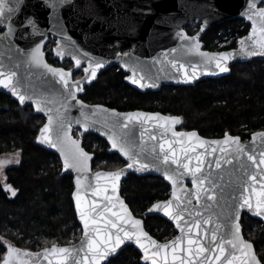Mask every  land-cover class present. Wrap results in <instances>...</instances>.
Here are the masks:
<instances>
[{
  "label": "snow or ice",
  "instance_id": "1",
  "mask_svg": "<svg viewBox=\"0 0 264 264\" xmlns=\"http://www.w3.org/2000/svg\"><path fill=\"white\" fill-rule=\"evenodd\" d=\"M259 3H264V0H251L248 6L246 15L252 21V30L250 36L241 38L238 50L204 52L201 51L198 36L188 37L182 32L178 35L185 43L180 51L185 55L195 54L200 61L189 66L173 58L167 61L168 65L177 73L182 72L180 78L189 82L203 73L211 72L213 68L228 72V62L237 55H264V7H259ZM18 8L19 2L13 7L9 0H0V24H6L8 29L0 39L14 37L17 29L12 14ZM26 23L31 25L33 33L39 32L34 19L28 18ZM77 51L71 37L57 44L56 48L58 56L66 53L72 55L79 67L82 61L75 54ZM171 51L175 53L178 49ZM84 55L87 56L86 53ZM23 56L25 59L22 62L29 69H40L42 76L48 73L58 79L63 86L62 91L52 95L35 91L31 86L25 87L17 70L18 65L8 67L3 63H0V85L11 89L21 104L26 100L34 101L37 111L48 113V122L40 129L37 139L58 148L63 156L64 168L77 173L74 199L79 220L83 224V239L78 246L53 244L42 252L23 250L8 243L2 264H111V258L118 255L122 246L129 241L143 250V259L151 264H264V249H261L260 255L257 254L254 243L244 238L239 222L245 209L264 218V151L255 154L241 142L240 136L226 134L222 140L208 141L196 131L177 132L175 126L181 123L180 117L143 112L122 114L102 105H85L77 97V93L83 91L84 80L71 81V70L49 65L42 43L30 51H23ZM87 65L84 69L87 74L85 79L91 80L104 62L88 59ZM125 67L130 65L125 64ZM131 71L132 76L128 79L145 87L144 73H138L134 67ZM152 86L156 85L153 83ZM73 101L80 105L83 117L75 123L82 124L85 131L100 125L110 141L111 149L127 158L128 162L123 168L98 170L93 177L88 175L92 172L93 153L85 151L81 140L71 135L73 121L68 117V111L74 106ZM52 105L58 106L54 108ZM137 123L142 129L139 139L133 134V127ZM149 124L150 128L145 127ZM155 129L159 130V135L149 134ZM252 139H259L264 144V132L253 134ZM200 149L203 151H198ZM217 152L220 156L215 159L216 169H222V162L232 165L234 160L240 161L241 174L234 179L230 176L227 183L222 175H213L211 164L207 165L209 171L205 173L206 157L215 156ZM19 156L20 153L16 152L12 158L0 159V172L10 164H18ZM248 161L251 162L250 166ZM249 167L254 170L249 171ZM133 169L139 172L155 169L171 181L172 199L154 204L149 211L159 210L171 217L180 229V236L160 243L144 229L143 220L133 215L120 195L121 178ZM186 176L192 177L194 191L184 186ZM5 188L13 196L16 195L12 185L5 184ZM226 188H231L235 194L226 198ZM193 200L202 211L193 207ZM221 200L224 202L220 203ZM213 224L215 226L210 229L208 226Z\"/></svg>",
  "mask_w": 264,
  "mask_h": 264
},
{
  "label": "trees",
  "instance_id": "2",
  "mask_svg": "<svg viewBox=\"0 0 264 264\" xmlns=\"http://www.w3.org/2000/svg\"><path fill=\"white\" fill-rule=\"evenodd\" d=\"M250 28L244 19H226L208 28L202 39L207 49H230ZM186 29L191 32L193 28L189 24ZM125 75L115 67L103 71L86 87L82 98L119 110L179 115L182 129H197L207 137L229 132L247 140L253 132L264 129V58L238 62L228 75L203 79L195 85L170 84L145 92L128 84ZM45 121L32 105L21 106L11 95L0 92V154L21 153L19 164L6 170V184L16 189V195L0 180V261L8 243L37 252L54 243L76 242L83 232L72 200L73 175L62 173L59 156L37 142ZM74 135L82 137L85 148L95 154V170L116 169L126 163L120 154L109 151V143L98 134H84L76 128ZM170 193L171 186L160 176L132 173L122 183V194L131 209L145 219L147 230L160 240L173 237L177 230L165 218L147 214V209ZM242 224L245 236L260 253L264 249V223L245 214ZM140 258V252L127 245L111 258V264H143Z\"/></svg>",
  "mask_w": 264,
  "mask_h": 264
},
{
  "label": "water",
  "instance_id": "3",
  "mask_svg": "<svg viewBox=\"0 0 264 264\" xmlns=\"http://www.w3.org/2000/svg\"><path fill=\"white\" fill-rule=\"evenodd\" d=\"M17 2H19V8L16 12L12 14V21L16 26V32L13 38L10 39H0V63H3L5 66L11 67L12 65H18V71L21 75L22 80L24 81L25 87L31 86V88L35 91H43L46 93H50L52 95L58 94L62 91L63 86L60 84L58 79L53 77L51 74L45 73L43 76L40 74L42 70L40 69H29L25 63L22 61L25 59L23 56V51H30L37 44H43V51L46 43L48 42L49 36L57 38L58 44L65 42L67 37H71L72 42H74L78 51L75 53L80 56L82 64H87L88 59H98L104 62V66L98 70L95 78L91 80L85 79L87 74L84 72L83 76L80 78H74V71L79 68L75 66L72 69H66L61 66H55L51 64L45 53V59L47 63L56 68H63L66 71L71 70V81L84 80L83 82V91L77 93V97L79 100H82L85 105L95 106L102 105L104 108L109 110H115L118 113H134V112H143V113H160L162 116H173L180 117L181 123L175 126V131L177 132H191L196 131L198 135L208 141L212 140H222L226 134H230L226 132L225 135L221 137H207L202 135L197 129L185 130L181 128L182 117L179 115H171L165 114L160 111H149L144 109H133V110H119L114 107H110L108 105L102 103H89L82 98V95L85 94L86 87L92 85L99 75L108 67L113 64H120L125 68V71L128 73L125 80L132 87L145 92L149 90H159L163 85H195L198 81L207 79V78H219L225 75H228L231 72L232 65L238 62H247L256 58H260L264 55H255V56H240L237 55L235 59L228 62L229 71L228 72H219L218 69L213 68L211 72L203 73L193 81L185 82L180 77L183 75L182 72L177 73L174 69L168 65L167 61L173 58L179 59L182 63L187 65L197 64L200 61V57L195 54L185 55L180 49L184 45L185 41L181 39L179 33H186L188 37L198 36L201 44V51L216 53L222 51H233L238 50L240 44L238 42L237 47L230 49H222V50H210L205 48V43L202 40L204 32L226 20L232 18H241L251 24L250 31L241 38H245L250 36L252 30V21L247 19V10L248 6L251 3V0H67V2L61 3L60 0H9V3L16 7ZM57 6L53 7V4ZM259 7H264L263 3L258 4ZM28 18L34 19L39 28V32L33 33L31 25L26 23ZM192 22H198L201 24V29L195 35H190L185 28L186 25ZM62 29V30H61ZM0 30H4L3 33L0 34V37H3L7 32L6 24H0ZM240 38V40H241ZM239 40V41H240ZM132 46V50L128 53H121V49L123 47ZM56 48L54 49L55 57L60 60H64L66 58H73L72 55L65 54L64 56H58L56 54ZM172 49H178L177 52L173 53ZM22 50V51H21ZM87 54L85 56L84 54ZM165 53H167V58L165 57ZM75 61V59H74ZM164 70L161 71L162 63ZM125 64L130 65V67H125ZM88 66V65H87ZM136 68L137 72H143L145 75V79L143 83L145 87H141L139 84H135L132 80L128 79V77L132 76L131 68ZM189 71L191 68L189 67ZM168 73V75H165ZM156 86L153 87L152 84ZM0 92L7 93L11 95L15 100L19 103V97L16 96L11 89L5 88L3 85H0ZM74 106H71L68 111V117L73 121L71 135L74 139L81 140V146L84 147L85 151H88L84 144L82 137H76L74 135V130L76 128H80V130L84 134L94 133L98 134L100 137L107 140L110 146V141L104 135V129L100 125H96L94 127L89 128L87 131L83 129L82 124H76V120H82L81 116V108L80 105L76 102H72ZM21 106L32 105L34 108V112L36 114H41L46 118L45 123L41 126V128L48 122L47 117L48 113L44 111H37L35 107L34 101L26 100L23 104L20 103ZM54 108L58 105H52ZM85 111H88L86 109ZM145 127L150 128L149 125H145ZM40 128V129H41ZM40 129L37 137L39 136ZM141 127L137 123L133 127L134 136L139 139ZM258 132H264V129L257 130L253 132L249 139L243 140L240 135L241 142L245 144L249 150L253 151L255 154H259V152L264 151V144H261V141L257 139L253 141V134ZM151 135H159V130H151L149 132ZM169 138L171 134H168ZM37 142L43 146L44 148L55 152L61 162H62V173L71 174L74 178V189L72 192V200L75 206L74 193L76 191V176L77 173L72 169H65L63 164V156L58 148H52L49 145L41 143L38 139ZM112 153H118V151L109 149ZM198 151H203L202 149ZM90 152V151H89ZM93 153V152H91ZM95 154L93 153V159ZM120 156L127 163V158ZM220 153L217 152L215 156L209 155L205 160V173L209 171L207 165L211 164V172L214 176L222 175L224 177V182L227 183L229 177L231 176L233 179L241 174L240 169V161L239 159L234 160L232 165L222 162V169L215 168V159H218ZM246 161V157H245ZM92 163V172L88 175L90 177L94 176V173L98 170L103 171H111L115 169H98L95 170L93 168ZM126 163L119 167L123 168ZM195 163V161H193ZM247 164L250 166L251 162L248 161ZM174 167V166H173ZM117 169V168H116ZM251 167H249V171H252ZM137 174L139 176H160L162 177L170 186L171 193L167 199L155 201L149 208L147 209V214L149 215H158L169 222H171L177 233L167 239L160 240L154 235H152L146 228L145 219L143 217L137 216L131 206L125 199L122 194V183L129 176V174ZM192 177L186 176L183 179L184 186L194 191V185L192 184ZM94 182V181H93ZM5 187V186H4ZM6 189V188H5ZM172 184L171 181L167 180L162 172L156 171L155 169H151L147 172H139L135 169L128 170L126 174L121 178L120 181V195L124 199L125 203L128 204L129 208L132 210L133 215L143 220L144 229L151 235L154 239L159 241L160 243L168 242L181 235L180 229L176 227L175 221L168 217L162 211L156 210L150 212L149 209L158 202L167 201L172 199ZM235 194L231 188H226L224 196L230 197ZM89 192V196H90ZM224 201L221 200L220 203ZM193 207L197 211H202L200 206L193 200ZM76 214L78 221L83 230V224L79 220L78 211L76 209ZM244 212L249 213L251 216L260 219L264 223V218L259 217L258 215L249 212V210L245 209L241 212L240 224L242 226V234L246 240H248L243 232L242 225V215ZM187 219V217H186ZM215 225L208 226L210 229ZM83 239V232L80 239L76 242L69 244H58L59 246H78L80 241ZM251 241V240H249ZM252 242V241H251ZM207 244V242H206ZM53 245V244H52ZM127 245L134 246L141 254V262L143 264H151L150 261H145L143 259V250L139 248L134 242H126L125 245L122 246L121 250ZM51 246V245H50ZM47 246V247H50ZM46 248V247H44ZM40 249L37 252H42L43 249ZM119 251V253L121 252ZM118 253V254H119ZM117 256V255H116Z\"/></svg>",
  "mask_w": 264,
  "mask_h": 264
},
{
  "label": "flooded vegetation",
  "instance_id": "4",
  "mask_svg": "<svg viewBox=\"0 0 264 264\" xmlns=\"http://www.w3.org/2000/svg\"><path fill=\"white\" fill-rule=\"evenodd\" d=\"M264 4V3H263ZM189 24H191V26H192V31L191 32H189L188 31V33L190 34V35H195V34H197L198 32H199V30L201 29V24L200 23H198V22H192V23H189ZM188 24V25H189ZM188 25H186V26H188ZM186 26H185V28H186ZM3 31L4 30H0V34L1 33H3ZM250 31V30H249ZM248 31V32H249ZM247 32V33H248ZM246 33V34H247ZM245 34V35H246ZM204 35V34H203ZM244 36V35H243ZM243 36H241V37H243ZM240 37V38H241ZM203 38V37H202ZM240 38L238 39V41H237V44H236V46L235 47H237V45H238V42H239V40H240ZM203 40V39H202ZM204 42V41H203ZM205 43V42H204ZM58 44V42H57V38H54V37H52V36H49V39H48V42L46 43V45H45V48H44V51H45V53H46V57H47V59H48V61L51 63V64H53V65H55V66H61V67H64V68H66V69H72V68H75V66H76V64H75V61H74V59H72V58H66V59H64V60H60L59 58H57V57H55V54H54V49H55V47H56V45ZM232 48H234V47H232ZM132 50V46H127V47H123L122 49H121V53H123V54H125V53H128V52H130ZM261 58H264V57H262L261 56ZM87 67V64H82L79 68H77L75 71H74V78L75 79H77V78H80V77H82L83 76V74H84V69ZM113 67H115V68H117V69H121V70H123L125 73H126V75H125V78H126V76H127V72L125 71V68L123 67V66H121L120 64H113V65H111L110 67H108V68H106L105 70H107V69H109V68H113ZM104 70V71H105ZM126 81V80H125ZM127 82V81H126ZM129 84V83H128ZM245 214H248V215H250L249 213H247V212H244L243 213V215H245ZM243 215H242V218H243ZM251 216V215H250ZM254 220H258V221H260L261 222V220L260 219H257V218H255V217H253V216H251ZM241 222H242V220H241ZM243 225V224H242ZM243 232H244V227H243ZM245 235V234H244ZM246 237V236H245ZM247 238V237H246ZM248 240H251V239H249V238H247ZM252 241V240H251ZM253 242V241H252ZM254 243V242H253ZM254 245H255V247H256V244L254 243ZM7 247V246H6ZM258 248L256 247V251H257V254L258 255H260V253H259V251L257 250ZM6 251H7V248H6ZM6 251H5V253H6ZM5 255V254H4ZM2 260H3V258H2ZM2 260L0 261V264H2Z\"/></svg>",
  "mask_w": 264,
  "mask_h": 264
},
{
  "label": "rangeland",
  "instance_id": "5",
  "mask_svg": "<svg viewBox=\"0 0 264 264\" xmlns=\"http://www.w3.org/2000/svg\"><path fill=\"white\" fill-rule=\"evenodd\" d=\"M16 152L20 153V150H15V151H12V152H9V153H2V154H0V159L12 158ZM20 158H21V153H20V156H19V162H20ZM14 165H17V163H13V164H10V165L6 166L4 168V170H3V172H0V180H1V182L3 184H6V180H7L6 170H7V168H9L11 166H14Z\"/></svg>",
  "mask_w": 264,
  "mask_h": 264
}]
</instances>
